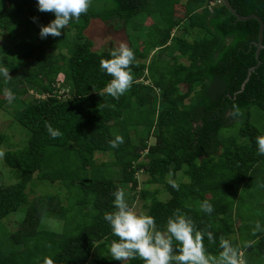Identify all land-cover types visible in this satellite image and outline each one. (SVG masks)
Segmentation results:
<instances>
[{
	"label": "trees",
	"instance_id": "trees-1",
	"mask_svg": "<svg viewBox=\"0 0 264 264\" xmlns=\"http://www.w3.org/2000/svg\"><path fill=\"white\" fill-rule=\"evenodd\" d=\"M228 1L262 21L258 59L259 22L237 21L220 0H92L60 37L44 39L40 27L53 14L39 12L36 0H0V66L13 75H0V109L27 138L12 148L0 133V264H118L103 219L118 188L131 208L139 197L159 229L179 209L213 233L215 243L204 240L210 254L224 237L246 264H264V231L252 234L257 222L264 228V156L255 142L264 136V0ZM94 19L124 28L135 54L134 82L118 100L103 93L111 77L99 66L112 48L94 51L84 34ZM234 104L241 117L231 116ZM46 123L62 135L51 138ZM116 136L124 142L112 148ZM140 172L147 179L137 190ZM36 182L42 191L30 199ZM252 186L263 214L250 220L242 206ZM19 213L12 229L5 222ZM57 221L60 232L51 228Z\"/></svg>",
	"mask_w": 264,
	"mask_h": 264
},
{
	"label": "clouds",
	"instance_id": "clouds-1",
	"mask_svg": "<svg viewBox=\"0 0 264 264\" xmlns=\"http://www.w3.org/2000/svg\"><path fill=\"white\" fill-rule=\"evenodd\" d=\"M92 0H36L37 10L41 13H51L54 19L46 26H41L39 37L41 39L60 37L65 27L72 21H79L82 15H86ZM110 59H101L100 70L111 77L103 89V93L118 100L130 90L134 82L131 67L135 61L134 52L127 44L121 42L118 47L110 50ZM0 75L5 79H11L9 69L0 66ZM7 99H14L10 89H5ZM114 107V106H113ZM243 115L237 105H233L231 116L238 118ZM48 135L56 139L62 133L45 124ZM123 137L116 136L108 141L109 146L116 148L122 144ZM257 154L264 156V136L256 137ZM5 152L0 150V159ZM173 173H168V183L176 190L179 185L171 179ZM114 211L104 214L103 219L110 226L112 234L117 238L109 247V252L118 264H128L129 261L138 259L143 264H246L242 259L239 247L234 246L229 239L221 237L218 255L210 254L204 244L205 237L210 244L215 243L212 232L197 230L193 220L182 214L177 209L172 217H169L164 229L157 227L155 218L151 215L135 212L125 199V192L118 188L114 193ZM201 210L211 214L213 207L207 201L200 204ZM264 231L259 222L252 231L253 235ZM252 241H245L244 247H251ZM45 264H53L50 259Z\"/></svg>",
	"mask_w": 264,
	"mask_h": 264
},
{
	"label": "rangeland",
	"instance_id": "rangeland-1",
	"mask_svg": "<svg viewBox=\"0 0 264 264\" xmlns=\"http://www.w3.org/2000/svg\"><path fill=\"white\" fill-rule=\"evenodd\" d=\"M179 18V17H177ZM85 36L93 42V50L98 51L104 48H114L118 47V45L123 42L128 45V39L127 35L125 33L124 28L117 29L114 25H110L107 23H103L100 20H91L88 28L84 32ZM4 42V34L0 33V45L3 44ZM10 77H12V74H9ZM5 81H8L9 79H5ZM181 89H184V87H181ZM62 93V91H61ZM15 108L10 107V111L14 112ZM255 113H253L254 115ZM0 133L6 136V141L8 145H10L12 148H19L25 143L26 141V135H24L23 129L14 121L11 120V117L8 115V113H5L3 110L0 109ZM146 135H148L149 132H144ZM152 138L150 137L149 143H152ZM96 159L98 160H108L107 156H102V155H96ZM264 175V172L261 174ZM137 182H138V189L141 190L144 188V182L147 179V176L142 174L141 172L137 174L136 176ZM14 181H11L13 183ZM131 184L128 185L130 187ZM261 186H263L261 184ZM148 189H162L160 186L156 184L148 185ZM30 190V199L34 198L35 196L39 195L42 191L41 187H39V183H35L34 187H32ZM52 191V188L49 189ZM256 191L255 187H249L247 191L245 192V199L242 206V210L245 212L246 217L249 218L250 220L254 219L257 215L263 214V212H258L255 211V206L256 204L251 202L250 196L254 194ZM163 199L167 198L165 194L160 193V195ZM264 201V195L259 198V203H262ZM142 201L137 198V201L134 202L133 205V210L135 212L139 213H145V210L142 209L141 205ZM258 205V204H257ZM22 214H14L9 217V219L5 222L7 225H9L12 229L15 227L13 226V221L18 220L22 218ZM58 222V221H57ZM58 224V225H57ZM53 230L56 232H60L61 230V224L54 223L51 227ZM244 260V258H242Z\"/></svg>",
	"mask_w": 264,
	"mask_h": 264
},
{
	"label": "water",
	"instance_id": "water-1",
	"mask_svg": "<svg viewBox=\"0 0 264 264\" xmlns=\"http://www.w3.org/2000/svg\"><path fill=\"white\" fill-rule=\"evenodd\" d=\"M220 3L236 18L237 21H248L251 19H255L259 22L260 24V30H259V40L257 43H255V46L257 47L256 49V59H258V55L260 50L262 49V31H263V23L260 20V18H258L255 15H249V16H240L236 13V11L231 7L230 3L228 0H220ZM259 65V63H257V66ZM256 66V67H257ZM256 67H253L250 69L249 73H251Z\"/></svg>",
	"mask_w": 264,
	"mask_h": 264
}]
</instances>
